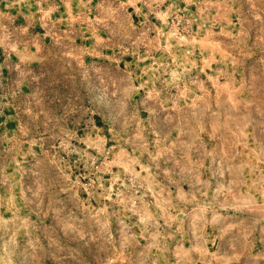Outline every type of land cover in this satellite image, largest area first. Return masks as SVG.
Returning a JSON list of instances; mask_svg holds the SVG:
<instances>
[{
    "label": "rangeland",
    "instance_id": "374dc122",
    "mask_svg": "<svg viewBox=\"0 0 264 264\" xmlns=\"http://www.w3.org/2000/svg\"><path fill=\"white\" fill-rule=\"evenodd\" d=\"M0 264H264V0H0Z\"/></svg>",
    "mask_w": 264,
    "mask_h": 264
}]
</instances>
